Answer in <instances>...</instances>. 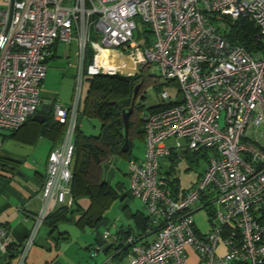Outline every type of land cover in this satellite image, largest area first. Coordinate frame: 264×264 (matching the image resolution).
<instances>
[{
  "label": "built area",
  "instance_id": "1",
  "mask_svg": "<svg viewBox=\"0 0 264 264\" xmlns=\"http://www.w3.org/2000/svg\"><path fill=\"white\" fill-rule=\"evenodd\" d=\"M3 1L0 145L5 131L20 128L41 105L53 44L76 40L78 46L71 102L52 109L64 133L49 152L40 207L16 264H24L47 217L72 204L70 166L84 77L134 75L146 65L178 83L179 94L162 91L164 107L142 114L144 152L127 161L130 194L146 209L148 232H155L122 240L129 246L126 264H264V0H14L11 14V0ZM136 17L152 42L134 39ZM243 17L258 27L262 49L249 52L227 37V21ZM108 49L127 57L114 64L127 72L100 58ZM183 150L206 151L207 159L188 191L171 187L160 173L161 159ZM196 208L207 211V231L195 225ZM10 245L9 232L0 227V249Z\"/></svg>",
  "mask_w": 264,
  "mask_h": 264
},
{
  "label": "trees",
  "instance_id": "2",
  "mask_svg": "<svg viewBox=\"0 0 264 264\" xmlns=\"http://www.w3.org/2000/svg\"><path fill=\"white\" fill-rule=\"evenodd\" d=\"M227 24L229 28L225 33L231 41L243 45L249 52L263 48L259 38H257L258 27L248 18H239L233 22L227 21ZM87 57L91 60L92 55L87 53ZM86 78L88 89L83 100L82 110H79L77 118L85 116L97 119L100 123V129L96 135H87L79 129L77 124L69 185L73 202L71 208L59 206L47 217L45 223H51L53 229L57 228L59 223L67 222L75 224L81 230L86 228L96 230L105 222V211L119 197V193L117 188L104 181L102 167L113 155L121 156L127 160L132 158L133 138L144 139L142 105L136 103V99L141 94L145 83L157 80L154 75L149 74L148 65L144 66L140 73L134 75L98 74ZM136 85H140V87L134 98ZM132 103L133 111L129 116L128 124L129 149L122 152L121 149L124 143L122 115L124 111L131 107ZM162 106L164 107L159 103L149 107L148 110H156ZM47 114V117L50 118V112ZM31 118L24 125L32 122ZM45 124L39 125L45 126ZM64 129L65 125L63 123L55 121L44 132L52 135L53 131L57 135L63 136ZM205 152L196 153H202L205 156ZM176 156H178L177 153L172 152L169 157L174 158ZM2 170H5V168H2ZM172 183H170L171 187L175 186ZM173 188H176V186ZM82 198L88 200L86 207L79 203V199ZM130 218L134 219V226H127L124 230H120L117 233L116 243L104 247L106 251H108V248L115 250L114 258L127 253L129 246L122 243L127 235L145 233L149 236L155 232V230L148 232V228L151 227L148 216L134 213ZM151 229L153 228L151 227ZM62 235L63 237L60 239H55L57 247L61 242L70 240L69 236ZM11 249L12 245L8 247V250ZM231 264L245 263L234 262Z\"/></svg>",
  "mask_w": 264,
  "mask_h": 264
},
{
  "label": "crops",
  "instance_id": "3",
  "mask_svg": "<svg viewBox=\"0 0 264 264\" xmlns=\"http://www.w3.org/2000/svg\"><path fill=\"white\" fill-rule=\"evenodd\" d=\"M50 51V57L47 62L49 64V68H47L45 78L41 83V104L51 106L49 111L50 118L46 117V120L43 122H39L31 118L32 122H28L26 125L23 124L24 126L22 125L17 130L5 131L0 145V227L5 228L9 232L12 239L11 250L3 251L0 249V264H16V252L20 248V245L33 225L34 216L40 207V196L45 180L46 163L49 152L62 139V136L57 135L56 132L52 131V136L44 131L51 127L55 122L52 117L54 104L68 106L72 98L71 94L68 102H57V83L59 82L60 85H69V87H74L73 85L75 82L78 64L77 42L76 40H72L69 43L57 41L50 48ZM109 51L112 53L109 60L114 61L115 58H122V55L119 52L115 50ZM88 53L92 55V50L88 49ZM86 62H90L88 57L86 58ZM82 107L83 102L82 105H80V110H82ZM46 116H48V114H46ZM44 123H46L45 126L39 125ZM77 124L83 133L87 135H96L88 134L82 129L80 118L78 119ZM140 141L143 144L144 152V141L143 139H140ZM142 155L143 153L139 156L134 155L132 151V158H141ZM125 160L128 161L127 159ZM2 168H5V170H2ZM102 175L107 184L117 188L120 198L132 197L130 191L124 192L123 183L118 182L116 185H111L110 182L107 181L103 167ZM79 203L83 207H86L88 205V200L82 198L79 199ZM65 206L67 208H71V206ZM123 210L126 212L125 216L133 222L131 227L134 226V219L130 218L132 214L138 213L143 214V216H147L146 212H133L129 205H125ZM44 224L43 228L42 226L40 227V234L38 233L37 242L41 244L42 248L48 249L47 251H51L52 247L57 253H45V260L42 264H70V261L68 262L66 259L61 258L63 251L60 253L58 250L61 249V244H58L59 247H57V242L55 241V239L63 237L62 234L69 236L71 240L70 233L67 230H60L59 225L61 223H59L55 229H53L51 223ZM70 240L68 242H71ZM94 241V244H98L97 246L100 247L99 243L101 244V239L98 234L95 236ZM103 250L106 253L110 249L108 248V251H106V249L103 248Z\"/></svg>",
  "mask_w": 264,
  "mask_h": 264
},
{
  "label": "rangeland",
  "instance_id": "4",
  "mask_svg": "<svg viewBox=\"0 0 264 264\" xmlns=\"http://www.w3.org/2000/svg\"><path fill=\"white\" fill-rule=\"evenodd\" d=\"M4 1L0 0V6L4 5ZM136 28L133 31L134 39L138 43L148 44L154 40L153 34L150 32L148 26L143 23L141 18L136 17ZM91 39L96 40L97 37L92 33ZM115 58V57H114ZM123 58H115L113 62H120L125 60ZM49 68V64H48ZM149 74L154 75L157 79L154 81H149L145 83L141 94L137 97L136 103L142 105L141 114H143L149 107L157 105L161 102V92L167 90L170 96L175 97L179 94L178 83L172 82L168 83L161 78L157 77L158 72L154 69H149ZM74 86V85H73ZM88 87V81L86 76L83 79V88H82V98L85 97V93ZM72 86L69 85H60L57 83V94L58 101L60 103H66L69 101L70 95L72 94ZM222 123V120H220ZM80 124H82V129L88 134H98L100 123L97 119L87 118L85 116L80 117ZM179 141L184 145L185 140L179 139ZM133 154L141 155L143 153V144L138 138H133ZM174 139L167 140V144H173ZM176 157L162 158L161 159V175L165 176L172 184L178 189H183L185 191L193 188L200 178L202 177L206 167L207 159L206 155L202 153H196L192 151H179L177 152ZM106 165V167H105ZM103 166L105 178L111 185H116L118 182L124 184V192L129 191V180L127 173L128 163L127 161L116 155L113 156L109 161H107ZM171 186V185H170ZM173 186V187H175ZM179 190V191H180ZM123 192V193H124ZM129 205L130 209L133 212L142 211L146 212L144 205L134 197H118L110 207L105 211V222L101 224L96 230L86 228L85 230L79 229L75 224L71 223H61L60 230H67L71 235V242L60 243L61 249H58L60 253L63 251L61 258L66 259L70 264H106V260L110 257H113L115 250H109L104 252L103 248L107 245L116 243L115 237L120 230H124L127 226H132L133 222L131 219H128L125 216V210L123 207ZM197 209V208H196ZM194 220L197 227L201 231H207L210 228L209 217L207 211L204 208L197 209L194 214ZM45 224L42 225V228ZM104 231L109 232V237L104 239L102 233ZM41 232V231H40ZM40 234V233H39ZM99 235L101 239L100 247L98 244H94L95 236ZM30 248L24 264H42L45 260V253L54 254L57 253L54 248L51 247V251L48 249L42 248L41 244L37 242ZM99 247V250H98ZM57 250V251H58ZM223 249L219 248V252H222ZM17 263V260H16ZM127 255L122 254L116 258H112L107 264H126Z\"/></svg>",
  "mask_w": 264,
  "mask_h": 264
},
{
  "label": "water",
  "instance_id": "5",
  "mask_svg": "<svg viewBox=\"0 0 264 264\" xmlns=\"http://www.w3.org/2000/svg\"><path fill=\"white\" fill-rule=\"evenodd\" d=\"M13 1L11 0V7H10V14L12 12V8H13ZM140 85H136L135 89H134V98L136 97V94L138 92ZM51 106L47 105V104H41L39 106V108L37 109V112L32 116L33 120L39 121V122H43L44 120H46V114L50 111ZM133 111V103L131 105V107L123 112L122 115V119H123V125H124V143L122 146V152H126L129 149V143H128V124H129V116Z\"/></svg>",
  "mask_w": 264,
  "mask_h": 264
},
{
  "label": "bare ground",
  "instance_id": "6",
  "mask_svg": "<svg viewBox=\"0 0 264 264\" xmlns=\"http://www.w3.org/2000/svg\"><path fill=\"white\" fill-rule=\"evenodd\" d=\"M111 54H112L111 51H109V50H103L102 53H101L100 58H101L103 61H105V62H109V63H111V65L114 66V68H117V69L121 70V72H127V70H123V69H121L118 65H114V64H118V63L109 60L110 57H111ZM125 60L127 61V57H126Z\"/></svg>",
  "mask_w": 264,
  "mask_h": 264
}]
</instances>
